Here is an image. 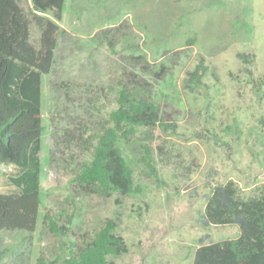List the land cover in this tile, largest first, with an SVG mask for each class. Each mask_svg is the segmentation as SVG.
Listing matches in <instances>:
<instances>
[{
  "label": "rangeland",
  "instance_id": "rangeland-1",
  "mask_svg": "<svg viewBox=\"0 0 264 264\" xmlns=\"http://www.w3.org/2000/svg\"><path fill=\"white\" fill-rule=\"evenodd\" d=\"M21 8L36 42L30 0ZM37 14L59 27L41 76V203L30 237H1L0 264H65L71 244L108 219L127 246L115 264H192L198 247L237 238L236 226L203 228L200 219L214 186L232 181L243 200L264 186V0H64L59 21ZM201 57L206 72L190 89L187 73ZM124 85L176 129L140 127L121 143L137 191L105 197L77 185L74 171L110 126ZM17 174L0 165V195L17 193ZM45 213L67 232L53 234Z\"/></svg>",
  "mask_w": 264,
  "mask_h": 264
},
{
  "label": "trees",
  "instance_id": "trees-1",
  "mask_svg": "<svg viewBox=\"0 0 264 264\" xmlns=\"http://www.w3.org/2000/svg\"><path fill=\"white\" fill-rule=\"evenodd\" d=\"M26 0H0V165H12L18 174L10 178L14 195H0V263L7 249L1 248L4 234L34 232L40 200L41 172V76L52 68L59 27L37 13H52L59 21L64 0H30L32 16L39 31L31 40L30 22L21 4ZM107 40L106 34H102ZM193 40L188 41L191 44ZM111 45L110 42H108ZM244 65L254 63V55L238 53ZM206 72L203 58L187 73L190 89L201 84ZM117 108L110 126L95 138L88 161L78 165L74 181L83 188L108 197L112 193L129 196L137 191L132 168L123 155L121 143H128L140 127L175 130L176 124L160 116L159 107L148 98L137 97L126 85L117 90ZM264 128V119L260 121ZM147 166L152 170L149 151L143 146ZM44 222L53 234H65L49 213ZM203 228L236 226L239 235L198 247L192 264H264V186L259 195L243 200L232 181L212 188L200 219ZM113 219L105 221L92 236L72 249L65 264H115L127 252Z\"/></svg>",
  "mask_w": 264,
  "mask_h": 264
}]
</instances>
